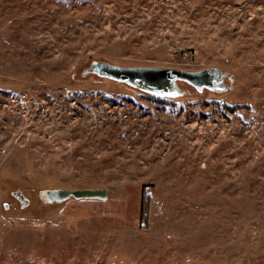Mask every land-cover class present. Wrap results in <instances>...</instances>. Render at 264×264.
Instances as JSON below:
<instances>
[{
  "label": "rangeland",
  "instance_id": "obj_1",
  "mask_svg": "<svg viewBox=\"0 0 264 264\" xmlns=\"http://www.w3.org/2000/svg\"><path fill=\"white\" fill-rule=\"evenodd\" d=\"M94 58L234 87L157 102ZM0 264H264V0H0Z\"/></svg>",
  "mask_w": 264,
  "mask_h": 264
},
{
  "label": "water",
  "instance_id": "obj_2",
  "mask_svg": "<svg viewBox=\"0 0 264 264\" xmlns=\"http://www.w3.org/2000/svg\"><path fill=\"white\" fill-rule=\"evenodd\" d=\"M82 76L98 74L124 81L144 91L165 96H183L192 87L203 93L206 89L217 92L232 90L234 74L225 66L211 65L192 70L163 65H124L108 59H91L81 71ZM227 79V80H226ZM110 186H59L48 185L36 188V208L45 210L82 198H106ZM12 195L26 206L30 200L21 189L13 190ZM8 206V203H6Z\"/></svg>",
  "mask_w": 264,
  "mask_h": 264
},
{
  "label": "trees",
  "instance_id": "obj_3",
  "mask_svg": "<svg viewBox=\"0 0 264 264\" xmlns=\"http://www.w3.org/2000/svg\"><path fill=\"white\" fill-rule=\"evenodd\" d=\"M91 75H94L96 77H99V78H107V79H111V78H108L106 76H100L98 74H91ZM81 77H83L81 75ZM144 93L151 99H154L155 101L157 102H163V103H169V102H172L176 99V97H171V96H165V95H161V94H156V93H152V92H148V91H144ZM232 108H234L235 106H231ZM150 204H151V197H150V194H145L144 195V199H143V215L144 217H148L150 215Z\"/></svg>",
  "mask_w": 264,
  "mask_h": 264
},
{
  "label": "flooded vegetation",
  "instance_id": "obj_4",
  "mask_svg": "<svg viewBox=\"0 0 264 264\" xmlns=\"http://www.w3.org/2000/svg\"><path fill=\"white\" fill-rule=\"evenodd\" d=\"M227 80V79H226Z\"/></svg>",
  "mask_w": 264,
  "mask_h": 264
}]
</instances>
